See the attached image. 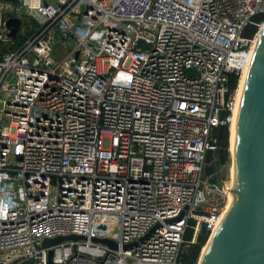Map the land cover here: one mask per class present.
Listing matches in <instances>:
<instances>
[{"label":"built area","instance_id":"1","mask_svg":"<svg viewBox=\"0 0 264 264\" xmlns=\"http://www.w3.org/2000/svg\"><path fill=\"white\" fill-rule=\"evenodd\" d=\"M263 24L264 0H0V264L70 234L54 264H180Z\"/></svg>","mask_w":264,"mask_h":264},{"label":"water","instance_id":"2","mask_svg":"<svg viewBox=\"0 0 264 264\" xmlns=\"http://www.w3.org/2000/svg\"><path fill=\"white\" fill-rule=\"evenodd\" d=\"M20 20L8 18V37H12ZM140 44V42L138 43ZM190 71V69H188ZM215 153L207 151L203 172L207 181L220 188L228 175ZM236 194L233 207L214 237L202 264H264V32L256 50L239 104L235 129ZM148 234H146L147 236ZM77 234L44 238L47 264H54L50 247L63 241L85 240ZM91 241L115 247L107 238ZM131 244L124 245V248Z\"/></svg>","mask_w":264,"mask_h":264},{"label":"bare ground","instance_id":"3","mask_svg":"<svg viewBox=\"0 0 264 264\" xmlns=\"http://www.w3.org/2000/svg\"><path fill=\"white\" fill-rule=\"evenodd\" d=\"M264 32V24L261 26L258 35L256 37L255 43L252 48L251 52V57L249 64L244 68V70L241 72L239 80H238V85L237 89L235 90V95H234V105L232 109V114L230 118V123H229V151L231 154L232 162L230 167H228V180L227 182L223 183L222 191L223 193L225 192V202L223 207L220 209L221 213L214 219L213 221V227L211 229V233L208 237V240L205 242L203 245L200 256L198 259L197 264H202L203 259L207 253V250L209 246L211 245L214 237L216 236L219 228L221 227L222 223L224 222L225 218L227 215L230 213L232 207H233V202L236 194V171H235V129H236V122H237V115H238V108L239 104L244 92V85H245V79L248 77L249 72L252 67V63L254 60V56L256 53V50L258 48L259 42L261 40V37ZM231 124V125H230ZM227 184V185H225ZM225 189V191H224ZM220 212V211H219Z\"/></svg>","mask_w":264,"mask_h":264},{"label":"trees","instance_id":"4","mask_svg":"<svg viewBox=\"0 0 264 264\" xmlns=\"http://www.w3.org/2000/svg\"><path fill=\"white\" fill-rule=\"evenodd\" d=\"M258 18L263 19V16H259ZM254 31H255V27L249 26L246 29V34L251 35ZM237 78L238 77L236 75L230 76L229 85H230L231 89H234L236 87ZM215 135H216L217 141H218L217 152H219L222 155L220 160L224 161L226 159V155H227L226 154V150H227V125L219 127L216 130ZM209 234H210L209 230H207L205 228H203L201 230V232L198 234L197 241L190 246L189 251L186 254H183V253L180 254V264H195L196 263L200 249L202 248V246L207 241ZM187 235H188V238H187ZM190 237H191V230H188L187 234H186V240L189 241Z\"/></svg>","mask_w":264,"mask_h":264},{"label":"rangeland","instance_id":"5","mask_svg":"<svg viewBox=\"0 0 264 264\" xmlns=\"http://www.w3.org/2000/svg\"><path fill=\"white\" fill-rule=\"evenodd\" d=\"M12 1V0H11ZM238 85V84H237ZM236 89H237V87H236ZM231 125V124H230ZM229 128H230V126H229V124H227V150H226V159L224 160V161H221L220 159H221V154L219 153V152H215V158H218L219 159V161H220V163H221V165H225V166H227V167H230V165H231V162H232V158H231V154H230V151H229V136H230V133H229ZM227 180H228V175H227V177H225V179H224V182L226 183L227 182ZM225 185H227V184H225ZM224 191H225V189H224ZM215 198L217 199V201L218 202H220V205L217 207V210L218 211H220V212H218L219 214L221 213V208L223 207V205H224V202H225V192L223 193V192H220L218 195H215ZM222 203V204H221ZM211 208H213V207H208V208H206V210L208 211V212H210L212 209ZM210 233H211V231H210ZM210 235V234H209ZM192 237V236H191ZM209 237V236H208ZM187 238H188V235H187ZM197 239H198V236L195 238V239H190L189 238V242H187V243H185L184 244V246H183V250H182V253L183 254H186L188 251H189V248H190V246L193 244V243H195L196 241H197ZM191 240H192V242H191ZM208 240V239H207ZM203 247V246H202ZM202 249V248H201ZM201 249H200V252H201ZM200 252H199V255H198V257H197V260H196V263L195 264H197L198 263V259H199V256H200Z\"/></svg>","mask_w":264,"mask_h":264}]
</instances>
